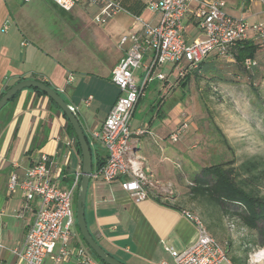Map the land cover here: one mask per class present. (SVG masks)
Masks as SVG:
<instances>
[{"label":"crops","instance_id":"obj_1","mask_svg":"<svg viewBox=\"0 0 264 264\" xmlns=\"http://www.w3.org/2000/svg\"><path fill=\"white\" fill-rule=\"evenodd\" d=\"M41 1L44 0H0V95L18 79L48 81L67 104L77 108V118L89 141V132L100 127L120 94L111 100L109 97L103 98L101 85H115L111 80L112 69L130 43L121 48L98 74L84 72L85 68H80V63L75 62L80 46L73 41L71 33L64 26L58 32L47 26V22L42 20L36 10ZM45 1L58 12L64 11L51 0ZM117 1L128 12L129 7L137 9L139 5L142 6V0ZM254 1L257 0H244L243 12L237 16L247 21L249 17L253 18L252 23L256 24L264 17V7L261 4L259 7L250 6V2ZM143 13H146L145 21L155 23L158 19L157 13L142 7L139 16ZM184 20L185 28L192 27L188 35L185 32L188 41L205 38L189 16ZM139 28L140 24L135 23L130 32ZM254 34L253 30L248 31V37L252 38ZM54 50L59 51L60 55L55 54ZM61 55L63 57H58ZM214 55L210 54L206 61L210 62ZM256 59V78L261 82L264 81V46ZM69 77L72 78L70 82ZM173 86L175 81L171 89ZM141 97L135 105L134 113ZM163 99L162 96L159 106ZM170 122L172 119L163 118L157 113L148 121L132 123L131 145L135 154L145 159V164L153 170L158 180L174 184L176 194L162 197V202L167 200L176 207L158 202L152 196L135 201L128 192L121 189L119 180L106 182L91 178L88 184L84 216L89 232L110 256L125 264H177L166 247L182 251L197 238L195 225L184 214V211L193 212L180 196L184 186L182 175L189 176L187 173L191 167H186L188 164L182 161L181 147H176L177 142H172L168 137L179 127L180 120L175 121L176 128L171 127ZM138 128L144 129L145 133L135 134ZM90 150L92 168L96 170L105 161L107 151L98 143H94ZM41 154L49 157L51 177L60 187H68L76 174L81 177V151L67 118L47 96L27 88L21 90L0 113V264H22L14 250L22 245L38 206L35 199L23 209L24 192L20 189L10 192L7 187L8 176L15 172L22 177ZM58 246L45 257L43 264H56ZM78 246L83 247L98 264H102L75 227L67 247L73 251ZM58 264H78V260L71 253Z\"/></svg>","mask_w":264,"mask_h":264},{"label":"built area","instance_id":"obj_2","mask_svg":"<svg viewBox=\"0 0 264 264\" xmlns=\"http://www.w3.org/2000/svg\"><path fill=\"white\" fill-rule=\"evenodd\" d=\"M51 1L64 11H71L79 3L96 5L99 10L95 18L97 22L122 11L128 12L117 0ZM257 1L264 7V0ZM142 3L145 10L157 13L158 19L150 23L139 15H133L140 28L121 38V46L127 42L130 45L111 74V80L120 94L100 127L89 132L88 141L89 147L98 143L107 151L105 161L94 170L91 177L106 182L119 180L121 189L128 192L135 201L173 194V185L158 180L153 170L145 164V159L136 155L131 145L132 116L147 85L155 79H167L163 66H180L177 75L180 76L185 70L182 62L189 69H197L210 54L227 58L230 47L246 39L249 30L255 32L256 39L264 42V21L251 26L246 18L226 13L225 0H142ZM186 16L204 33V39L187 40L184 25ZM253 64L251 59L245 60L247 68ZM140 67L141 76L136 77L134 72ZM71 80L69 77L68 81ZM69 106L76 114L77 108ZM185 127L186 124L180 125L170 133L169 139L176 142ZM134 133L140 135L145 130L138 128ZM49 164V157L41 154L22 177L15 172L8 176V190L14 192L20 189L24 192L23 209L35 199L38 201L34 219L25 233L23 243L14 252L22 264H43L45 257L59 244L56 264L66 260L71 253L76 255L78 264H98L83 247L78 246L73 251L67 247L76 224L74 201L80 175L76 174L73 182L62 188L58 182L53 181ZM184 214L195 225L197 238L182 251L166 247L175 262L233 264L225 248L208 232L200 218L188 211H184Z\"/></svg>","mask_w":264,"mask_h":264},{"label":"rangeland","instance_id":"obj_3","mask_svg":"<svg viewBox=\"0 0 264 264\" xmlns=\"http://www.w3.org/2000/svg\"><path fill=\"white\" fill-rule=\"evenodd\" d=\"M225 2L226 13L237 16L243 12L244 0ZM250 6L259 7L260 3L250 2ZM36 10L54 31L58 32L64 26L71 33L73 41L80 46L75 62L78 61L80 68H85L84 72L87 73L98 74L108 66L121 48L127 46L128 42L121 46L120 40L128 36L136 23L133 14L125 11L97 22L98 7L85 3L77 4L73 11L61 12L59 9L60 13L44 0ZM145 15L141 14L142 19ZM248 21L253 24V18L249 17ZM259 21L263 22L264 17ZM191 30V26L185 28L186 35ZM72 51L77 54L75 50ZM54 53L58 54L59 51L54 50ZM220 64L228 66L225 62ZM179 68L171 70L170 66L162 67L167 79H156L147 85L131 124L148 121L159 113L163 118L172 119L171 127L176 128L175 121L179 119L178 126L186 124V127L175 146L181 147L182 161L188 164L186 167H191L187 174L199 172L212 162L232 160L229 167L233 170L234 178L244 181L248 189L264 198V81L252 79L250 82V79L239 76L225 82L218 77L199 75L193 77L184 88L175 85L171 89ZM141 72L142 67L136 69L134 75L140 77ZM100 93L103 98L109 97L111 100L119 94V89H115L113 84H102ZM162 96L164 99L159 106ZM152 106L153 110H150ZM183 183L180 194L182 202L200 218L208 232L227 250L228 256H243L244 249L248 248L247 264H264V258L255 260L253 257L264 250V246L252 244L258 231L249 229L233 215L234 207L219 209L203 198L192 199L187 193V183ZM171 184L174 195L176 189Z\"/></svg>","mask_w":264,"mask_h":264},{"label":"trees","instance_id":"obj_4","mask_svg":"<svg viewBox=\"0 0 264 264\" xmlns=\"http://www.w3.org/2000/svg\"><path fill=\"white\" fill-rule=\"evenodd\" d=\"M142 7H143V3L142 6L139 5L137 9L129 7L128 10L130 13L134 15H139L140 9ZM248 36L246 39L240 40L237 43H235L232 47H230L227 58L214 55V57H212L214 59L208 62L206 61V59L208 58L207 57L199 65L197 69H189L187 65L184 63V68H185L184 73L176 77V79L174 80L175 85L177 86L180 85L181 87L184 88L193 77L199 75H203L207 77H218L219 80L225 82L230 81L234 78L236 79L239 76L243 77L244 79H250L249 80L250 82H252V79H257L255 73V66L257 65L256 58L258 56V53L263 48L264 42L256 39L255 34L252 38ZM246 59H251L254 62V64L249 68L245 66ZM223 61L225 62V64L228 65L227 67L226 65L225 67H223V65L220 64V63H224ZM18 81L20 80L18 79L17 82ZM43 82L51 86L48 81H43ZM174 87L175 86H173V88ZM31 89L35 90L39 94L45 95L42 91L38 89H34V88ZM19 93L20 91L17 92L9 100V102L0 110V113L5 109V107L11 101H13L18 96ZM3 94L4 92L0 95V97ZM49 100L55 107L59 108L50 98ZM69 127L71 128V132L74 133L70 123H69ZM231 163L232 160H228L225 162L216 161L206 166H203L199 172H195L192 175L189 176L182 175L183 180L187 183L188 186L187 193L192 199L203 198L207 202L217 206L219 209L234 207L235 210H233L231 213L233 215H236L246 227H248L251 230L258 231V236L254 240H252V244L256 247H262L264 246V198L254 194L251 188L248 189V186L244 181H237L234 178L233 170L232 168L229 167ZM247 164L244 163L243 165L247 166ZM152 197L156 201L162 202V196H152ZM75 200H76V194H75ZM162 203L167 206L176 207L175 204L174 205L169 204L167 200H163ZM74 207H75V201H74ZM75 227L79 232L77 223L75 224ZM249 250L250 249L248 248L244 249L243 256H237V257L235 256L232 258L230 257L232 263L247 264V255L249 253ZM92 254L102 264H105L96 256L94 252H92Z\"/></svg>","mask_w":264,"mask_h":264},{"label":"water","instance_id":"obj_5","mask_svg":"<svg viewBox=\"0 0 264 264\" xmlns=\"http://www.w3.org/2000/svg\"><path fill=\"white\" fill-rule=\"evenodd\" d=\"M27 88L38 89L42 91L48 98H50L59 107L61 112L66 116L76 135L82 156V175L80 177L76 192L75 217L77 227L83 240L86 242L89 248L96 254V256L105 264H125L117 260L116 258L110 256L99 245V243L95 241L87 227L84 216V206L88 184L94 172L92 168V154L88 145V141L79 122V119L77 118V115L70 110L69 104H67L64 98L59 94V92L55 88L45 84L43 81L36 79H23L9 87L0 97V110L9 102V100L17 92Z\"/></svg>","mask_w":264,"mask_h":264},{"label":"bare ground","instance_id":"obj_6","mask_svg":"<svg viewBox=\"0 0 264 264\" xmlns=\"http://www.w3.org/2000/svg\"><path fill=\"white\" fill-rule=\"evenodd\" d=\"M253 257L255 258V260H259L261 258H264V250H260L255 255H253Z\"/></svg>","mask_w":264,"mask_h":264}]
</instances>
